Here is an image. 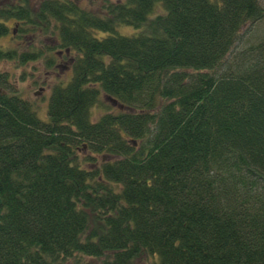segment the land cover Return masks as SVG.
Masks as SVG:
<instances>
[{"label":"trees","instance_id":"1","mask_svg":"<svg viewBox=\"0 0 264 264\" xmlns=\"http://www.w3.org/2000/svg\"><path fill=\"white\" fill-rule=\"evenodd\" d=\"M83 3L0 6V60L73 75L46 121L0 73V264H264L260 0Z\"/></svg>","mask_w":264,"mask_h":264},{"label":"rangeland","instance_id":"2","mask_svg":"<svg viewBox=\"0 0 264 264\" xmlns=\"http://www.w3.org/2000/svg\"><path fill=\"white\" fill-rule=\"evenodd\" d=\"M41 0H31V3L38 5ZM103 1L104 0H85L84 7H87L92 12L99 14L103 13ZM116 2L117 0H110ZM10 0H0L1 5H7ZM261 5L264 7V0H260ZM14 22L11 21L9 25L13 27ZM132 28L122 27L120 32L124 34H131ZM31 38H25L22 42V47H26V43ZM15 38L12 35V31L5 37L0 38V49L9 50L11 48H22L19 44L15 46ZM264 42V20L257 23L251 31L243 33L242 41L240 42L241 48L246 45H257ZM52 44L50 41H43L42 48H47ZM239 44V45H240ZM23 48V49H24ZM56 50L55 52H57ZM59 68L49 69L46 65V60L30 62L26 64H18L12 60H0V73L7 77L6 86L2 89L5 93L18 94L25 101L30 103L33 109L37 112L38 116L43 120H48L49 102L52 95V90L55 86L63 83H68L73 75L70 71L71 61L69 56H62L58 59ZM103 102L105 106H97L92 109V117L94 122L98 121L104 116L111 103L107 101L103 96ZM101 160V158H100ZM90 230L96 228V223L91 215ZM137 264H151V259L147 256H143L138 260Z\"/></svg>","mask_w":264,"mask_h":264},{"label":"water","instance_id":"3","mask_svg":"<svg viewBox=\"0 0 264 264\" xmlns=\"http://www.w3.org/2000/svg\"><path fill=\"white\" fill-rule=\"evenodd\" d=\"M0 205H1V200H0Z\"/></svg>","mask_w":264,"mask_h":264}]
</instances>
